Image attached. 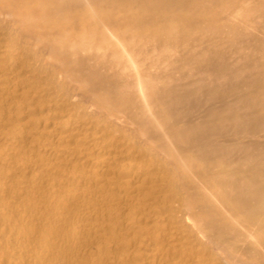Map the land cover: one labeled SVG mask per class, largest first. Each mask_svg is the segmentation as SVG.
I'll return each mask as SVG.
<instances>
[{
  "label": "bare ground",
  "instance_id": "6f19581e",
  "mask_svg": "<svg viewBox=\"0 0 264 264\" xmlns=\"http://www.w3.org/2000/svg\"><path fill=\"white\" fill-rule=\"evenodd\" d=\"M0 264H264V0H0Z\"/></svg>",
  "mask_w": 264,
  "mask_h": 264
}]
</instances>
